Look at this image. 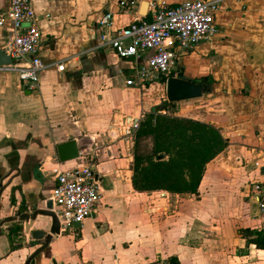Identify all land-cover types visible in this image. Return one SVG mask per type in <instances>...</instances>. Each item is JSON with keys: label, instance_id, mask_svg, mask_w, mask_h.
<instances>
[{"label": "crops", "instance_id": "crops-1", "mask_svg": "<svg viewBox=\"0 0 264 264\" xmlns=\"http://www.w3.org/2000/svg\"><path fill=\"white\" fill-rule=\"evenodd\" d=\"M30 1L46 68L33 90L0 71V222L52 206L50 170L61 164L57 145L70 140L80 156L62 168L91 163L102 200L77 231L45 249L23 232L24 222L0 225V264H264V246L253 242L263 223L250 190L264 183V0L222 2L217 35L176 66L178 78L208 79L211 93L178 103L159 93L168 79L127 86L134 61L96 47L103 15L112 14L117 30L145 18L152 2L185 0ZM9 6L0 0V14ZM11 38L7 22L1 50ZM174 104L173 117L215 127L227 148L206 165L197 195L139 193L131 180L132 125L154 111L167 115ZM40 218L33 230L47 231L50 219L40 228Z\"/></svg>", "mask_w": 264, "mask_h": 264}, {"label": "built area", "instance_id": "built-area-1", "mask_svg": "<svg viewBox=\"0 0 264 264\" xmlns=\"http://www.w3.org/2000/svg\"><path fill=\"white\" fill-rule=\"evenodd\" d=\"M223 1L152 2L145 18L117 30L112 29L113 16L107 13L98 22L103 32L96 49L111 50L122 60L134 61V76L127 86L140 87L176 77L180 59L219 32L216 14ZM37 20L30 0H10L8 12L0 14V27L10 22L12 29L11 42L4 51L12 63L0 66V71L16 73L29 90L38 88L46 68L39 53L42 34L36 27ZM63 70V65L58 66V71ZM139 124L136 120L132 130L136 131ZM50 172L55 176L51 210L58 218L61 234L75 232V224L82 225L102 200L101 177L91 163L72 168L57 164ZM250 190L263 223L264 244V183L254 182Z\"/></svg>", "mask_w": 264, "mask_h": 264}, {"label": "trees", "instance_id": "trees-1", "mask_svg": "<svg viewBox=\"0 0 264 264\" xmlns=\"http://www.w3.org/2000/svg\"><path fill=\"white\" fill-rule=\"evenodd\" d=\"M145 142L148 145L143 149ZM227 145L225 137L211 125L154 111L134 133L132 186L139 193L197 195L206 165ZM253 242L264 246L262 239ZM171 264L178 262L171 259Z\"/></svg>", "mask_w": 264, "mask_h": 264}, {"label": "water", "instance_id": "water-1", "mask_svg": "<svg viewBox=\"0 0 264 264\" xmlns=\"http://www.w3.org/2000/svg\"><path fill=\"white\" fill-rule=\"evenodd\" d=\"M12 63L11 57L0 49V66L10 65ZM167 99L170 103H178L187 100H194L201 98L211 93V86L208 81H190L184 78L171 77L167 80L166 85ZM58 160L61 164L73 161L79 158V148L75 140H70L65 143L57 145ZM1 187V185H0ZM52 206L46 209H36L32 213H17L15 217L0 222L3 225L7 222H24L25 233H30L34 241H42V248L49 246L54 237L61 235L60 224L57 216L51 210ZM50 219L48 230L43 229L33 230L38 218ZM80 224H75L79 228ZM32 255L30 261L36 256Z\"/></svg>", "mask_w": 264, "mask_h": 264}, {"label": "rangeland", "instance_id": "rangeland-1", "mask_svg": "<svg viewBox=\"0 0 264 264\" xmlns=\"http://www.w3.org/2000/svg\"><path fill=\"white\" fill-rule=\"evenodd\" d=\"M159 93H166V88H161V90H159ZM164 103H166V102H163L162 103V105H165ZM178 108V106H176L175 104L174 105H171V106H169V107H167V109H166V114L168 115V116H171V117H173V115H174V113H176L177 112V109ZM164 109H162V111H163ZM147 145H148V142H145L144 144H143V149H146L147 148ZM48 222V220L46 219V218H40V220H39V222H38V226L40 227V228H45L46 227V223ZM82 232L84 233L85 232V228H83V230H82ZM67 234H69V233H67ZM30 238H31V236H30ZM32 239V238H31ZM26 240H28V238H21V240L20 241H26Z\"/></svg>", "mask_w": 264, "mask_h": 264}, {"label": "flooded vegetation", "instance_id": "flooded-vegetation-1", "mask_svg": "<svg viewBox=\"0 0 264 264\" xmlns=\"http://www.w3.org/2000/svg\"><path fill=\"white\" fill-rule=\"evenodd\" d=\"M39 244L42 246L43 245L42 241H40Z\"/></svg>", "mask_w": 264, "mask_h": 264}]
</instances>
